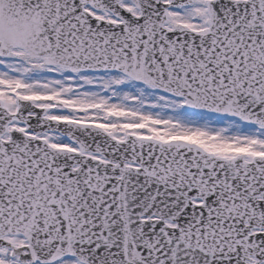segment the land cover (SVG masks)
I'll list each match as a JSON object with an SVG mask.
<instances>
[{
    "label": "snow or ice",
    "instance_id": "snow-or-ice-1",
    "mask_svg": "<svg viewBox=\"0 0 264 264\" xmlns=\"http://www.w3.org/2000/svg\"><path fill=\"white\" fill-rule=\"evenodd\" d=\"M0 264H264V0H0Z\"/></svg>",
    "mask_w": 264,
    "mask_h": 264
}]
</instances>
